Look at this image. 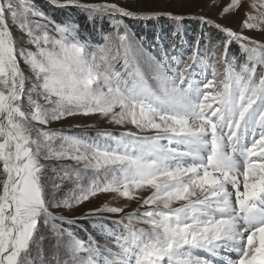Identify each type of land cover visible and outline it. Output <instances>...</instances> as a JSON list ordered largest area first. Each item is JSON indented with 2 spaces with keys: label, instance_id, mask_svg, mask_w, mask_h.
I'll return each mask as SVG.
<instances>
[{
  "label": "snow or ice",
  "instance_id": "1",
  "mask_svg": "<svg viewBox=\"0 0 264 264\" xmlns=\"http://www.w3.org/2000/svg\"><path fill=\"white\" fill-rule=\"evenodd\" d=\"M0 264H264V0H0Z\"/></svg>",
  "mask_w": 264,
  "mask_h": 264
},
{
  "label": "rangeland",
  "instance_id": "2",
  "mask_svg": "<svg viewBox=\"0 0 264 264\" xmlns=\"http://www.w3.org/2000/svg\"><path fill=\"white\" fill-rule=\"evenodd\" d=\"M96 2H99V0H96ZM123 2H127V0H123ZM171 2H174V0H171ZM65 14L66 15L71 14L77 18H79L81 15L78 10H72L70 13H65ZM126 22L129 23V25L132 27V29L134 31H138L142 34L147 35L149 37V39L152 38V34L154 32L159 33L163 30H168L171 28V23L167 19H164V20H161L158 22H152V23H147L144 21H131V20L126 21ZM187 27H188V30L190 33L200 31L198 23L195 20H192L190 17L188 20ZM75 122H83V121H80L79 118H77V120L69 121L68 123L64 124L63 127L71 128V124L75 123ZM87 122H91V121H87ZM97 123H98V126L107 127V128L112 129L114 131L116 130V129H113L111 125L100 124V122H97ZM53 127H56V125H53ZM109 200H110V197L108 198V200H105L104 198L97 199L95 201L94 206H102L103 203L109 202ZM113 203H115V202H113Z\"/></svg>",
  "mask_w": 264,
  "mask_h": 264
}]
</instances>
